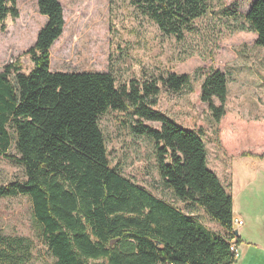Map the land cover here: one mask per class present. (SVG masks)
Masks as SVG:
<instances>
[{"label": "trees", "instance_id": "obj_1", "mask_svg": "<svg viewBox=\"0 0 264 264\" xmlns=\"http://www.w3.org/2000/svg\"><path fill=\"white\" fill-rule=\"evenodd\" d=\"M17 2L0 0V32L9 16H19ZM133 2L177 39L209 9L208 0ZM37 3L47 22L25 52L33 67L24 72L15 62L0 70V156L18 161L26 175L23 181L0 183V198H29L53 264H236L234 199L209 167L201 133L153 108L159 81L180 92L190 76L170 73L119 84L110 71H53L51 49L65 28L64 8L60 0ZM245 18L264 49V0H254ZM227 95L226 74L213 70L200 97L217 122L226 113ZM111 110L134 118L132 131L155 142L163 182L177 199L202 208L223 234L111 165L99 125L100 116ZM12 144L19 156L8 152ZM31 251L28 238L0 235V264H27Z\"/></svg>", "mask_w": 264, "mask_h": 264}, {"label": "rangeland", "instance_id": "obj_2", "mask_svg": "<svg viewBox=\"0 0 264 264\" xmlns=\"http://www.w3.org/2000/svg\"><path fill=\"white\" fill-rule=\"evenodd\" d=\"M254 0H208V12L195 20L182 39L162 32L133 0H60L65 28L51 49L53 71L112 72L119 84L131 79H158L170 73L188 74L180 92L163 87L153 108L180 125L201 133L208 165L234 199L243 218L237 228L239 264H264V49L245 15ZM18 17L5 20L0 32V70L18 63L33 67L25 52L35 44L47 17L37 0H18ZM213 70L228 79L226 113L217 122L201 100V85ZM219 105V102L216 101ZM155 128L161 124L144 120ZM128 112L108 111L99 118L111 165L155 196L174 204L223 234V228L202 208L177 199L158 171L155 142L135 133ZM19 156L14 144L8 151ZM26 179L24 167L0 156V183ZM0 235L23 236L32 244L27 264H53L41 238L27 196L0 198Z\"/></svg>", "mask_w": 264, "mask_h": 264}, {"label": "built area", "instance_id": "obj_3", "mask_svg": "<svg viewBox=\"0 0 264 264\" xmlns=\"http://www.w3.org/2000/svg\"><path fill=\"white\" fill-rule=\"evenodd\" d=\"M243 224H244V220L243 219H241L238 216H234V218H233V226H234V228H236V229L240 228ZM231 250L235 253L236 257L238 258L239 252H238V248H237L235 242L232 243Z\"/></svg>", "mask_w": 264, "mask_h": 264}, {"label": "crops", "instance_id": "obj_4", "mask_svg": "<svg viewBox=\"0 0 264 264\" xmlns=\"http://www.w3.org/2000/svg\"><path fill=\"white\" fill-rule=\"evenodd\" d=\"M235 216H238V217H240L239 215H236L235 214ZM241 219H243L242 217H240ZM236 229V228H235ZM236 264H239V258H237V263Z\"/></svg>", "mask_w": 264, "mask_h": 264}, {"label": "water", "instance_id": "obj_5", "mask_svg": "<svg viewBox=\"0 0 264 264\" xmlns=\"http://www.w3.org/2000/svg\"><path fill=\"white\" fill-rule=\"evenodd\" d=\"M235 234H236V235H238V234H239L238 230H235Z\"/></svg>", "mask_w": 264, "mask_h": 264}]
</instances>
